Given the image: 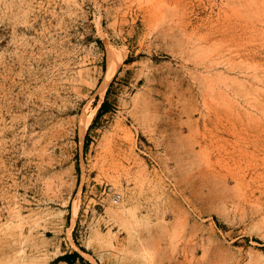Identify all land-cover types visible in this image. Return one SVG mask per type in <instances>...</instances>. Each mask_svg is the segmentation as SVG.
<instances>
[{"label": "rangeland", "instance_id": "obj_1", "mask_svg": "<svg viewBox=\"0 0 264 264\" xmlns=\"http://www.w3.org/2000/svg\"><path fill=\"white\" fill-rule=\"evenodd\" d=\"M76 251L264 264V0H0V264Z\"/></svg>", "mask_w": 264, "mask_h": 264}, {"label": "bare ground", "instance_id": "obj_2", "mask_svg": "<svg viewBox=\"0 0 264 264\" xmlns=\"http://www.w3.org/2000/svg\"><path fill=\"white\" fill-rule=\"evenodd\" d=\"M107 44V42H106ZM108 48V62H107V70L105 73V77L103 82L101 83L98 93L100 98L104 97L106 94V91L109 87V85L112 83L115 75L119 71L122 63L126 60V54L123 52H119L116 48H114L112 45L108 44L106 45ZM97 111V109H96ZM94 116L88 117L85 122L81 126V134L84 136L87 129L89 128L90 124L93 121Z\"/></svg>", "mask_w": 264, "mask_h": 264}, {"label": "trees", "instance_id": "obj_3", "mask_svg": "<svg viewBox=\"0 0 264 264\" xmlns=\"http://www.w3.org/2000/svg\"><path fill=\"white\" fill-rule=\"evenodd\" d=\"M105 107H106V104L103 103V105L101 106V109H100V113H102L104 111ZM78 258H80L79 255L77 253H73L71 255H66V256L62 257L60 260L67 262L68 264H72Z\"/></svg>", "mask_w": 264, "mask_h": 264}, {"label": "built area", "instance_id": "obj_4", "mask_svg": "<svg viewBox=\"0 0 264 264\" xmlns=\"http://www.w3.org/2000/svg\"><path fill=\"white\" fill-rule=\"evenodd\" d=\"M121 195H118V194H114L113 195V199L117 200V201H120L121 200Z\"/></svg>", "mask_w": 264, "mask_h": 264}, {"label": "crops", "instance_id": "obj_5", "mask_svg": "<svg viewBox=\"0 0 264 264\" xmlns=\"http://www.w3.org/2000/svg\"><path fill=\"white\" fill-rule=\"evenodd\" d=\"M74 253H77V254L79 255V257H80V258H78V259L75 260V261L83 260V255H82L80 252L76 251V252H74Z\"/></svg>", "mask_w": 264, "mask_h": 264}]
</instances>
